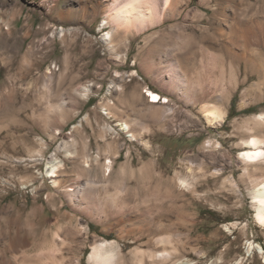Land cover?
I'll list each match as a JSON object with an SVG mask.
<instances>
[{
    "label": "rangeland",
    "instance_id": "374dc122",
    "mask_svg": "<svg viewBox=\"0 0 264 264\" xmlns=\"http://www.w3.org/2000/svg\"><path fill=\"white\" fill-rule=\"evenodd\" d=\"M206 1L192 0L179 21L144 34L113 33L107 44L104 0H0V264H95L93 248L104 241L120 252L114 264H134L136 252L156 253L157 264H264V228L241 180L236 145L244 135L235 129L264 112V103L240 109L242 90L257 76L234 94L225 127L216 129L174 95L172 68L144 66L148 50L158 51L146 38L207 10L190 31L200 34L214 11ZM263 20L252 21L256 36ZM251 24L241 19L240 34ZM147 90L175 112L165 117L164 105L152 107ZM121 121L136 141L119 130ZM54 158L63 167L50 178ZM176 173L193 186L173 184ZM77 184L92 197L73 206L65 190ZM231 223L238 226L227 230ZM166 236L172 244L160 241ZM247 242L263 252H247ZM146 255L143 264H151Z\"/></svg>",
    "mask_w": 264,
    "mask_h": 264
},
{
    "label": "bare ground",
    "instance_id": "6f19581e",
    "mask_svg": "<svg viewBox=\"0 0 264 264\" xmlns=\"http://www.w3.org/2000/svg\"><path fill=\"white\" fill-rule=\"evenodd\" d=\"M118 1L121 4L112 8L111 6L117 4ZM191 1L104 0L107 2V7L110 8L104 15L105 19L102 22L101 30L108 27L111 30L105 34L103 40L109 44L113 33L123 34V37L126 38L131 35L144 34L157 27H163L169 21H179L185 8L190 6ZM220 1V3H214L213 0H207L203 4L205 8L209 9L213 3L214 11L206 27H202L200 34L190 33V31L198 29L195 25L196 20L203 23L208 14L205 12L207 10L203 13H195L194 18L192 17L194 20L183 25L177 22L163 30L161 35L155 33L156 35L152 34L146 38V43L152 42L153 39L157 40L154 47L158 48V51L155 52L150 48L145 55L144 62L147 73L155 69L159 71L168 67L172 68L171 79L174 83V95L185 105L190 106L191 109L197 110L198 116L203 119L208 128L218 126L215 127L216 129L225 127L224 123L229 113L226 109L227 105L231 102L234 94L242 86L248 84L254 75L257 76V80L242 90L240 109L247 111L252 109L251 106L264 103V53L260 51L261 48L264 49V34L256 36L255 28L257 26L255 27L252 22L256 19L260 21L264 19V0H255L256 4L261 3L260 10L256 8V4L251 2L252 0ZM241 19L252 23L250 26H244L242 34H240ZM260 25H262L264 32V20ZM63 31L62 29L61 32ZM167 40L172 44L169 45ZM111 46L114 45L111 44ZM155 56L157 57L156 60ZM243 72L245 75L241 80L240 76ZM49 73L51 72L49 71ZM130 76H137V71H133ZM83 89L86 92L85 95H88L90 88L84 87ZM147 92L151 98L148 103L152 107L158 106L157 104L164 105L163 114L165 117L175 112L174 108L167 106L169 100L166 99L161 103L163 97L160 94L151 90H147ZM112 104L109 102L105 106L106 114L109 116L112 113L111 110L114 109ZM56 108L60 107L56 106ZM110 118L112 117L110 116ZM118 126L122 133L130 137V141H136L138 136L136 137L131 132L129 123L121 121ZM73 128L75 129L76 126ZM235 129L236 133L244 135L240 143L236 145L241 149L240 161L243 171L241 180L242 183L244 181L250 183L255 223L264 228V112L238 121ZM113 130L111 127L108 129L109 132ZM217 146L221 148L223 143L218 141ZM86 149L87 146H83L84 153H86ZM63 150L70 156L76 154L70 151L67 146H64ZM107 163L104 164L106 166L104 173L110 172L112 168L111 160H108ZM62 167V161L57 160V158L50 160L47 170L48 177H57ZM203 168L202 166L198 167L199 171H203ZM189 170L194 172V167L191 165ZM150 171L155 172L157 169L154 166ZM52 182L57 184L54 179ZM171 182L175 183L177 187L187 189L193 186L188 178L180 173H176ZM170 187L168 185L169 190H171ZM65 196L73 206H77L80 202L92 197L87 184H77L76 188L65 190ZM237 226V223H231L225 228L232 230ZM160 241L163 244H172L173 238L172 236L161 237ZM246 249L250 253L255 249L262 251V248L255 245L254 242H247ZM165 252L167 254L166 250ZM119 253L112 242L104 241L94 246L90 259L95 264H114ZM145 255V253L136 252L133 263L143 264ZM147 255L151 261L153 260L151 264H157L156 253L151 252Z\"/></svg>",
    "mask_w": 264,
    "mask_h": 264
}]
</instances>
